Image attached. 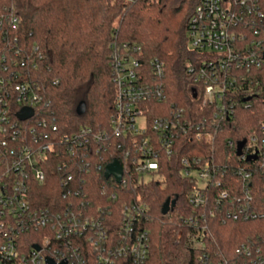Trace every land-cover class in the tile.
<instances>
[{
	"label": "built area",
	"instance_id": "built-area-1",
	"mask_svg": "<svg viewBox=\"0 0 264 264\" xmlns=\"http://www.w3.org/2000/svg\"><path fill=\"white\" fill-rule=\"evenodd\" d=\"M260 1L200 0L190 20L189 44L206 56L189 64L186 71L203 85V103L215 108L212 121H188L183 108L172 106L168 113L153 105L166 98L162 82L165 64L159 59L143 62L136 57L137 47L123 44L111 55L117 89L111 131L82 128L62 132L39 83L29 79V70L37 68L32 55L23 56L22 49H17L13 58L4 57L7 63L0 66V264H48L47 258L56 263L66 260L67 264H145L150 235L141 224L147 217V202L140 196L129 197L114 236L110 223L117 224L115 218L92 212L89 200L74 198L73 193L79 192L74 187L78 176L95 163L104 164L106 153L117 152L124 162L114 159L123 167L122 184L132 182L134 175L144 182L159 179L161 159L175 155L184 135L192 133L197 141L209 140L223 129L224 120L235 116L239 94L245 97L246 107L254 94L264 95V74L258 73L264 71V8ZM10 22L16 30L18 16L11 13ZM245 81L252 87L240 92V83ZM139 117L146 119L143 126L137 123ZM229 146L235 147L237 154L238 143L229 140ZM98 152L103 154L94 161L92 153ZM253 155L257 158L248 161ZM238 157L264 168V123L246 140ZM193 162L195 167L189 158H182L183 174L196 178L197 186L189 200L199 209L206 205V191L212 182L221 186V180L213 178L228 169L215 163L200 164V158ZM126 168L129 178L125 177ZM54 169L65 189L62 197L66 205L58 210L37 208L31 185L53 179ZM239 174L244 194L237 198L234 212L228 211L226 216L254 218L257 212L250 206L253 172L241 167ZM228 196V190H223L220 198ZM186 222L193 228L188 240L203 248L208 230L204 215L197 213ZM37 229L46 231L41 244L28 245L25 239ZM177 237L179 240L181 232ZM261 241L243 243L237 253L249 258V264H264V236ZM198 261L216 264L208 254H201ZM219 264L239 263L223 259Z\"/></svg>",
	"mask_w": 264,
	"mask_h": 264
},
{
	"label": "trees",
	"instance_id": "trees-1",
	"mask_svg": "<svg viewBox=\"0 0 264 264\" xmlns=\"http://www.w3.org/2000/svg\"><path fill=\"white\" fill-rule=\"evenodd\" d=\"M260 2L264 8V0ZM199 3L200 0H0V66L7 63L4 57L13 58L17 49H22L23 56L31 54L37 68L29 70V79L39 83L62 132L82 128L110 132L117 98L111 55L116 47L127 44L138 48L136 57L141 61L159 59L165 64L162 82L166 98L153 105L168 113L172 106L183 108L188 121H212L215 108L203 103V85L186 71L189 64L206 56L192 48L188 38L189 23ZM11 13L19 19L16 30L10 22ZM261 72L264 74L258 71ZM249 83L241 82L239 91L251 88ZM244 98L243 94L236 97L235 116L224 120L223 129L214 137L197 141L192 133L184 135L175 155L161 159L159 179L144 182L134 175L132 182L123 184L107 179V163L116 158L124 163L119 153L108 152L104 164L95 163L87 173L79 174L74 186L79 192L73 193L74 198L89 200L92 212L102 213L110 220L115 218L118 223H110L114 236L123 217L122 206L129 197L140 196L147 202V217L141 224L150 235L145 264H199L201 254H208L216 264L223 259L251 263L237 249L243 243H262L264 168L258 162L242 161L235 147L229 146V140L236 144L258 133L264 123V95L254 94L249 107L243 103ZM83 101L86 112L79 115L76 109ZM102 154L92 153V158L99 160ZM184 157L190 159L191 167H195L194 158H200V164L215 163L228 169L213 178L220 179L221 186L212 182L206 191V205L199 209L189 200L197 182L194 176L183 174ZM241 167L253 172L250 206L257 216L241 215L235 220L226 214L234 212L237 198L244 194ZM54 172L55 177L45 184L31 185L37 208L58 210L66 205L62 197L65 189L56 178V169ZM223 190H228L226 199L220 198ZM114 194L117 198H113ZM168 198L176 199V206L163 214L162 206ZM197 213L204 215L208 227L203 248L194 246L187 237L193 228L186 221ZM44 232L33 230L26 243L41 244ZM91 259H95V254Z\"/></svg>",
	"mask_w": 264,
	"mask_h": 264
},
{
	"label": "water",
	"instance_id": "water-1",
	"mask_svg": "<svg viewBox=\"0 0 264 264\" xmlns=\"http://www.w3.org/2000/svg\"><path fill=\"white\" fill-rule=\"evenodd\" d=\"M194 97L197 96V93H194L193 95ZM250 98H247L246 100H249ZM86 103L80 102L79 105L77 106V114L79 115H83L86 112ZM246 143V140H242L240 142H238V147H237V155L241 156L242 155V149L244 147ZM257 156L253 155V156H249L247 158L248 161L252 160V159H256ZM123 167L120 164V162L118 160H114L113 162L109 163L106 166V172H105V176L106 178H110L111 176H113L115 178V180L118 183L122 182V177H123ZM176 206V199L171 200L170 198H168L165 203L162 206V213L163 214H168L169 211L173 210ZM36 249H40V246H35ZM47 263L48 264H67L66 260H63L60 263H56L52 258H47Z\"/></svg>",
	"mask_w": 264,
	"mask_h": 264
},
{
	"label": "rangeland",
	"instance_id": "rangeland-1",
	"mask_svg": "<svg viewBox=\"0 0 264 264\" xmlns=\"http://www.w3.org/2000/svg\"><path fill=\"white\" fill-rule=\"evenodd\" d=\"M137 123H138V125L143 126L146 123L145 117H139L137 119Z\"/></svg>",
	"mask_w": 264,
	"mask_h": 264
}]
</instances>
